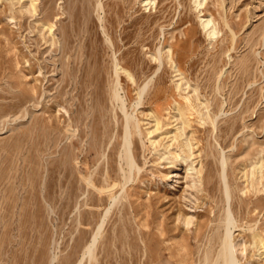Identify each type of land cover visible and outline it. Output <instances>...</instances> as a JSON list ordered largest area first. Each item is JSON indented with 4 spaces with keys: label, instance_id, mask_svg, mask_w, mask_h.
Listing matches in <instances>:
<instances>
[{
    "label": "rangeland",
    "instance_id": "1",
    "mask_svg": "<svg viewBox=\"0 0 264 264\" xmlns=\"http://www.w3.org/2000/svg\"><path fill=\"white\" fill-rule=\"evenodd\" d=\"M228 210L264 264V0H0V264H216Z\"/></svg>",
    "mask_w": 264,
    "mask_h": 264
},
{
    "label": "bare ground",
    "instance_id": "2",
    "mask_svg": "<svg viewBox=\"0 0 264 264\" xmlns=\"http://www.w3.org/2000/svg\"><path fill=\"white\" fill-rule=\"evenodd\" d=\"M195 4L197 6H200L203 4V0H194ZM202 26L204 27V29L207 30V35L212 38L214 37L216 34H217V29L215 27V25L213 24V21H212V18L211 17H208L206 19H202ZM122 68L119 67L118 65H116V91H115V98L119 101H121L122 103V106H123V111L126 115V120H127V123L129 121V115L125 112V101L124 99L122 98V96L119 95V92L117 87L119 86V71L121 70ZM147 86V84L140 90L139 92V96H141V94L143 93V91L145 90V87ZM140 103L139 101L136 102V105L135 106H138ZM127 126V125H126ZM129 129V128H128ZM131 134V133H130ZM130 140L128 139V137L125 138V143H124V147L125 149L129 148L130 147ZM129 152V151H128ZM130 154V152H129ZM124 156V155H123ZM131 156V155H130ZM128 165L130 166V168H133L135 164L134 160L133 159H129V162H128ZM136 168L139 170L140 167L138 165H136ZM227 192V191H226ZM116 197V196H115ZM115 200V199H114ZM109 211V208L106 210V214L108 213ZM106 218V217H105ZM105 222V219L103 218L102 219V222L99 224L98 228H96V232H94V235L92 236L89 244L86 246V248L84 249V252H83V258L88 255L90 256L91 255V252H92V249L93 247L95 246L97 240H98V237L100 235V230L102 229V227L104 226ZM225 225H226V230H227V235L226 237L224 238V242H223V248L218 256V259H217V263L216 264H219V260L221 261V264H238V261L236 259V257L234 256V252H232L231 248H230V240H229V236H228V233L231 231V228L234 227V222H233V218H232V215H231V212L230 210H228L227 212V216H226V221H225ZM81 263V261L79 262V264Z\"/></svg>",
    "mask_w": 264,
    "mask_h": 264
}]
</instances>
